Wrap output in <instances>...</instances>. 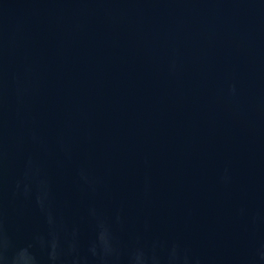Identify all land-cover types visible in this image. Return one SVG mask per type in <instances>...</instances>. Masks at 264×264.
Instances as JSON below:
<instances>
[{
  "label": "water",
  "instance_id": "95a60500",
  "mask_svg": "<svg viewBox=\"0 0 264 264\" xmlns=\"http://www.w3.org/2000/svg\"><path fill=\"white\" fill-rule=\"evenodd\" d=\"M21 249L264 264V0H0V255Z\"/></svg>",
  "mask_w": 264,
  "mask_h": 264
},
{
  "label": "clouds",
  "instance_id": "9594fccd",
  "mask_svg": "<svg viewBox=\"0 0 264 264\" xmlns=\"http://www.w3.org/2000/svg\"><path fill=\"white\" fill-rule=\"evenodd\" d=\"M55 248L56 245L53 244V252L51 254L52 260L57 258ZM0 260H4L5 264H37L36 257L28 249L19 250L16 255L10 259L6 255H0Z\"/></svg>",
  "mask_w": 264,
  "mask_h": 264
}]
</instances>
